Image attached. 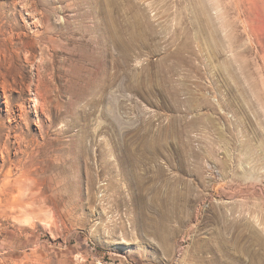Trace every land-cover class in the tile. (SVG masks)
<instances>
[{"label": "rangeland", "instance_id": "374dc122", "mask_svg": "<svg viewBox=\"0 0 264 264\" xmlns=\"http://www.w3.org/2000/svg\"><path fill=\"white\" fill-rule=\"evenodd\" d=\"M0 264H264V0H0Z\"/></svg>", "mask_w": 264, "mask_h": 264}, {"label": "bare ground", "instance_id": "6f19581e", "mask_svg": "<svg viewBox=\"0 0 264 264\" xmlns=\"http://www.w3.org/2000/svg\"><path fill=\"white\" fill-rule=\"evenodd\" d=\"M15 39H16V38H15ZM37 88H38V87H37ZM39 91H40V90H39ZM38 94H40V92H39ZM35 95H36V94H35ZM37 97H38L37 100H38V99H41V95H40V96L37 95ZM35 99H36V98H35ZM37 100H36V102H37ZM42 100H43V98H42ZM39 101H41V100H39ZM39 101H38V103H40ZM41 103H42V102H41ZM41 103H40V104H41ZM40 104H38V105H40ZM42 109H43V108H42ZM6 162H7V160L3 162L4 165H5ZM26 171H27V170H23V174H24ZM9 175H10V170H8V171L5 173V176H9ZM7 182H8V181H7ZM18 189H19V190L25 189V186H23V185L20 186V185H19V188H18ZM32 201H34V200H32ZM32 201H30V202H26V203L30 205V204L32 203ZM256 236H257L256 238L258 239L257 242H259V235H256ZM219 238H221V237H219ZM240 238H241V237H240ZM224 244H227L226 240L224 241ZM237 244H238V241H237ZM235 245H236V244H235ZM233 247H234V246H233ZM237 247H238V245H237Z\"/></svg>", "mask_w": 264, "mask_h": 264}]
</instances>
